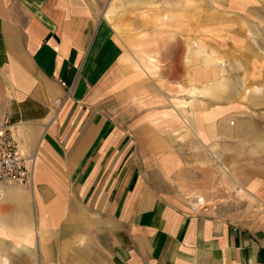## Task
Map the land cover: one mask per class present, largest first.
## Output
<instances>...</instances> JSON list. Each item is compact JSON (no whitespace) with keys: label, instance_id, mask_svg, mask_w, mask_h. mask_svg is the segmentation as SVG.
Here are the masks:
<instances>
[{"label":"crops","instance_id":"obj_1","mask_svg":"<svg viewBox=\"0 0 264 264\" xmlns=\"http://www.w3.org/2000/svg\"><path fill=\"white\" fill-rule=\"evenodd\" d=\"M112 1L0 0V264H264V43Z\"/></svg>","mask_w":264,"mask_h":264},{"label":"rangeland","instance_id":"obj_2","mask_svg":"<svg viewBox=\"0 0 264 264\" xmlns=\"http://www.w3.org/2000/svg\"><path fill=\"white\" fill-rule=\"evenodd\" d=\"M139 4L143 8L142 10L147 13L149 23L167 24L173 19L180 26H189L191 30H195L197 46L203 44L204 36L210 35L203 33V15L209 16L212 26L235 24L238 26L240 20L244 18V21L250 22V27L241 20L245 27L238 35L245 40L264 43V0H147L145 2L113 0L109 18L120 33L124 31L125 24H128L130 19L133 23L138 18L136 15L140 7ZM128 12L132 13L131 17L126 15ZM238 13L242 15L238 16ZM170 14L175 17L168 16ZM230 34L228 33V36ZM200 199L202 198L199 197L198 200L200 201ZM227 211H231V209ZM242 211L245 215H249L254 210L243 209Z\"/></svg>","mask_w":264,"mask_h":264},{"label":"built area","instance_id":"obj_3","mask_svg":"<svg viewBox=\"0 0 264 264\" xmlns=\"http://www.w3.org/2000/svg\"><path fill=\"white\" fill-rule=\"evenodd\" d=\"M63 85L71 86L65 81ZM0 128V192L1 187L9 184L31 186L34 178L35 157L22 151L12 130L8 127L9 116L4 115Z\"/></svg>","mask_w":264,"mask_h":264},{"label":"bare ground","instance_id":"obj_4","mask_svg":"<svg viewBox=\"0 0 264 264\" xmlns=\"http://www.w3.org/2000/svg\"><path fill=\"white\" fill-rule=\"evenodd\" d=\"M201 200V199H200Z\"/></svg>","mask_w":264,"mask_h":264}]
</instances>
